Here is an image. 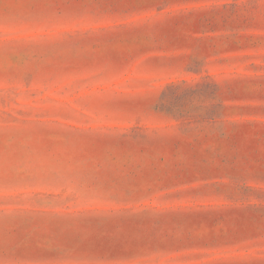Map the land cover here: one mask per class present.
<instances>
[{"label": "rangeland", "instance_id": "rangeland-1", "mask_svg": "<svg viewBox=\"0 0 264 264\" xmlns=\"http://www.w3.org/2000/svg\"><path fill=\"white\" fill-rule=\"evenodd\" d=\"M0 264H264V0H0Z\"/></svg>", "mask_w": 264, "mask_h": 264}]
</instances>
